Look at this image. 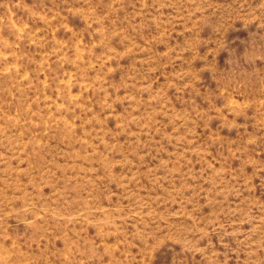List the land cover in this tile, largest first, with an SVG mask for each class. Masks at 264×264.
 Returning a JSON list of instances; mask_svg holds the SVG:
<instances>
[{
	"label": "rangeland",
	"instance_id": "374dc122",
	"mask_svg": "<svg viewBox=\"0 0 264 264\" xmlns=\"http://www.w3.org/2000/svg\"><path fill=\"white\" fill-rule=\"evenodd\" d=\"M0 264H264V0H0Z\"/></svg>",
	"mask_w": 264,
	"mask_h": 264
}]
</instances>
